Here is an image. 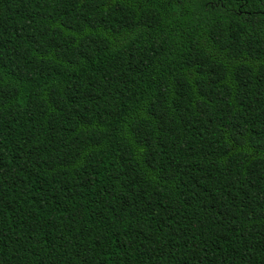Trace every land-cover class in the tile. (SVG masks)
<instances>
[{"label":"trees","instance_id":"trees-1","mask_svg":"<svg viewBox=\"0 0 264 264\" xmlns=\"http://www.w3.org/2000/svg\"><path fill=\"white\" fill-rule=\"evenodd\" d=\"M0 264H264V0H0Z\"/></svg>","mask_w":264,"mask_h":264}]
</instances>
